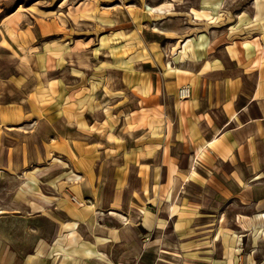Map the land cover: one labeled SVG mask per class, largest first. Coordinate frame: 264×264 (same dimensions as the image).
Here are the masks:
<instances>
[{
    "label": "crops",
    "instance_id": "obj_1",
    "mask_svg": "<svg viewBox=\"0 0 264 264\" xmlns=\"http://www.w3.org/2000/svg\"><path fill=\"white\" fill-rule=\"evenodd\" d=\"M40 5L0 0V58L14 62L0 64V193L20 175L59 192L36 193L29 202L0 198V264L14 255L3 237L35 216L54 224L58 264L208 263L193 260L202 242L190 233L208 230L206 218L219 213L206 201L225 200L206 192L213 174L228 170L233 185L264 192V4L245 7L247 24L261 25L250 37L205 29L203 46L182 60L175 53L172 96L165 78L160 87L144 81L129 88L125 68L101 64L111 63L112 45H102L100 34L69 32L66 21L79 26L80 19L34 13ZM176 19L172 31L182 24ZM90 78L95 88L84 95ZM39 83L47 96L51 87L58 95L34 102ZM183 84L190 95L181 100ZM65 185L87 203L68 202ZM232 199L250 201L253 213L264 205V194ZM37 254L22 264H48Z\"/></svg>",
    "mask_w": 264,
    "mask_h": 264
},
{
    "label": "rangeland",
    "instance_id": "obj_2",
    "mask_svg": "<svg viewBox=\"0 0 264 264\" xmlns=\"http://www.w3.org/2000/svg\"><path fill=\"white\" fill-rule=\"evenodd\" d=\"M189 1L192 0H39L41 5L38 8L34 7L33 10L39 15H58L64 20L80 19L77 24L79 26H74L65 20V26L70 28L69 32H73L72 28H74L75 32L81 34L91 32L100 34L102 45H112L108 58L112 61L102 62V66L125 68L128 72L126 83L129 88L137 89L138 83L142 84L144 81H151L155 86L160 87L162 78L171 80L168 82L170 86L168 92L172 96V56L178 53L175 60H182L186 58V52H192L194 47L203 46L204 42L200 34L202 31L205 32L206 29L208 32L212 28H218L226 35L237 36L242 33L250 37L252 33L261 29L260 24H247L248 13L244 11L245 7L252 5L254 1L264 4V0H239L241 4L237 2L231 5L221 2L222 0H202L204 2L200 6L194 4L188 6L186 2ZM261 16L260 20L264 21V8ZM173 18H178L176 21L182 23L179 30L172 31ZM0 64L11 67L14 62L11 58L9 60L0 58ZM141 68L145 72H142ZM98 74L101 75L102 72ZM85 85L90 88H84V95H89V92L95 88L94 79L90 78V84ZM182 86L184 84L179 86L178 90ZM178 90L179 99L189 97L190 92L186 98L179 97ZM7 92H10L9 88ZM49 93L50 95L47 96V89L39 83L30 97L34 102L38 101V104H41L40 102L46 104L51 100L46 99L47 97L58 95L54 87L50 88ZM153 127L157 128V123ZM51 161L56 162L53 158ZM221 172L224 174L222 177L213 174L206 192L224 193L225 200L218 204L216 201L205 202L208 203L206 208L217 209L220 215L218 213L206 218L208 230L190 233V236H197L202 242V252L199 255L191 254L192 257L195 256L193 260L208 262L195 264H264V216H262L264 214H261L264 213V205H259L257 209L260 210L253 213L246 209L250 201L233 202L232 199L245 198L255 193L261 195L264 192L248 185L235 186L232 184L231 173L225 169ZM218 181L221 185L217 184ZM36 183H27L20 175L16 184L1 186L0 198L3 201L11 194L19 202H29L30 197H34L36 193L59 192L54 185L41 186ZM68 188L69 186L65 185L62 189L69 196H66L68 202L76 205L87 203L73 193H69ZM192 190L197 192L194 186ZM237 205L245 208L240 214L235 211L238 209ZM182 207L186 208L185 204ZM253 214L255 215L252 217ZM217 222H219L218 231H216ZM4 223L6 222L1 221V226ZM16 226V231L11 232L10 236L6 234L3 237L9 242L6 249L8 251L11 249L14 253L10 264H22L28 253L34 254L27 256V260L33 263L37 259L35 254L38 255V251L41 252V257L39 256L41 260H48V264H58L59 255L56 250L60 248L57 244L58 234L52 222L48 223L44 218L35 216L30 222L24 219L18 220ZM42 242L45 245L43 250H41ZM84 252L98 254L90 247H86Z\"/></svg>",
    "mask_w": 264,
    "mask_h": 264
},
{
    "label": "built area",
    "instance_id": "obj_3",
    "mask_svg": "<svg viewBox=\"0 0 264 264\" xmlns=\"http://www.w3.org/2000/svg\"><path fill=\"white\" fill-rule=\"evenodd\" d=\"M189 86L184 85L178 90V96L181 98H186L189 95ZM117 264H122V263H117Z\"/></svg>",
    "mask_w": 264,
    "mask_h": 264
}]
</instances>
